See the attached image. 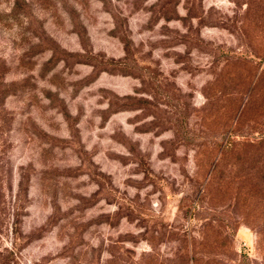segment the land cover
Listing matches in <instances>:
<instances>
[{"label":"rangeland","instance_id":"1","mask_svg":"<svg viewBox=\"0 0 264 264\" xmlns=\"http://www.w3.org/2000/svg\"><path fill=\"white\" fill-rule=\"evenodd\" d=\"M0 264H264V0H0Z\"/></svg>","mask_w":264,"mask_h":264}]
</instances>
